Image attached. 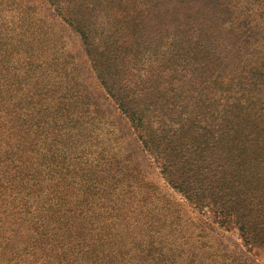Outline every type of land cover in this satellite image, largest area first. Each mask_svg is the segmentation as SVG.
<instances>
[{"label": "trees", "instance_id": "trees-1", "mask_svg": "<svg viewBox=\"0 0 264 264\" xmlns=\"http://www.w3.org/2000/svg\"><path fill=\"white\" fill-rule=\"evenodd\" d=\"M49 2L77 28L99 84L129 119L161 177L193 210L186 214L185 224H178L183 203L165 197L155 183L140 176L136 166L121 161L117 166L107 165L79 194L71 193L73 185L64 176L32 204L50 230L46 233L49 248L38 252L34 264H138L134 261L138 256L146 264H174L180 253L170 242L188 245L187 238L195 237L193 230L200 232L199 250L214 248L205 257L210 264H251L231 255L209 233L201 216L212 217L225 230H236L249 250L264 249V119L260 118L264 110V0H123L122 7L129 14L121 15L138 26L131 38L110 25L99 35L87 11L63 7L60 0ZM153 4L162 5L172 17L173 43L184 44L187 55L191 52L203 58L197 61L200 68L192 78L200 87L146 84L139 66L146 57L135 47L139 37L150 32L143 22H150L147 16ZM1 18L0 119L4 114L6 119L0 122V135L3 125L7 126L4 112L6 97L12 95L10 87L30 86L29 104L43 87L50 98L66 105L79 86V78L70 73L72 67L63 59L56 60L58 52L44 33L35 30V23L23 24L17 18L7 31V17ZM15 60L20 61L18 66ZM11 70L19 74H10ZM176 112L177 120L173 118ZM16 114H23L19 104L11 111V116ZM13 133L7 159L23 155V148L35 151L36 138L27 126L17 123ZM33 161L37 159L28 162L32 177L18 175L41 191L39 181L34 180ZM194 256L190 251L188 261Z\"/></svg>", "mask_w": 264, "mask_h": 264}, {"label": "rangeland", "instance_id": "rangeland-1", "mask_svg": "<svg viewBox=\"0 0 264 264\" xmlns=\"http://www.w3.org/2000/svg\"><path fill=\"white\" fill-rule=\"evenodd\" d=\"M60 2H64L63 7L66 5L74 11H87L88 21L99 31V35L108 25L122 29L126 38L133 37L138 30V26L121 15L124 13L126 17L129 14L122 7L123 0ZM153 3L157 6L160 4L159 1ZM156 5H152L155 8H152V15L149 14L151 16L147 13L150 22H143L150 32L140 36L135 47V51H144L146 57L144 62H139L146 74V84L164 82L166 86L179 84L185 89H189L193 84L196 88L198 85L200 87L192 78L200 68L197 61H202L203 58L200 54L191 52L187 55L184 44L173 43L172 17L161 9L162 5L157 8ZM23 14L25 17L22 18ZM1 16L7 17V31L17 18H21L23 24L30 21L35 23V30L44 33L49 44L54 45L52 50L58 52L56 60L63 59L68 67H72L73 71L70 73L79 78V86L76 88L77 95L67 99L66 105L59 104L56 98H50L43 87L34 93L35 100L30 104L27 102V95L31 92L30 86L10 87L8 90L12 95L5 100V105L8 106L4 112L7 115V126L3 125V133L0 135V264H34V257L38 252L42 253L49 248L46 236L50 231L49 224L44 222V216L40 218L33 209L35 197L43 198L50 191V187L64 176L73 185L71 193L79 194L84 186L103 174L107 165L117 166L119 161L136 166L140 170V176L155 183L165 197L180 200L183 206H180L182 212L178 224H185L186 214L193 210L192 206L167 185L152 159L142 150L129 125V119L120 113L99 84L90 66L85 45L74 24L68 22L61 13L58 14L49 0H0L2 20ZM14 62L17 66L20 64L18 60ZM214 65L213 62L211 67ZM18 72L19 70H11L10 74H19ZM70 84L71 80L68 81V85ZM199 87L198 90H202ZM16 104L20 105L23 114L11 116ZM251 112L258 114L256 110ZM177 113L173 117L176 120ZM260 114L263 120V109ZM15 117H19V121ZM5 119L4 114L0 122ZM17 123L27 126L28 131L32 133L31 137L36 138L35 151L32 153L23 148V155H12L7 159V143L14 139L13 132ZM30 155L32 158H29ZM30 159H37L32 162V168L36 170L34 180L39 181L41 191L38 190L40 188L34 187V184H27L18 175L21 172L26 178L32 177L28 163ZM48 171H51V174L45 173ZM55 187L57 191V186ZM201 217L208 231L210 230L209 233L227 246L231 255L242 257L251 264H264V249L249 250L236 230L219 227L210 216ZM185 234L187 235V231ZM193 234L195 237H189V240L187 238L188 245L178 240L170 242L173 243L170 246L180 253L179 257L175 256L174 264H210L205 257L212 254L214 248L203 246L199 250L197 235L200 232L193 230ZM189 250L195 252L192 262L188 261ZM134 261L146 264L140 256Z\"/></svg>", "mask_w": 264, "mask_h": 264}]
</instances>
